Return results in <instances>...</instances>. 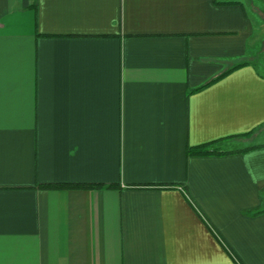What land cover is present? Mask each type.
Listing matches in <instances>:
<instances>
[{"label":"crops","instance_id":"1","mask_svg":"<svg viewBox=\"0 0 264 264\" xmlns=\"http://www.w3.org/2000/svg\"><path fill=\"white\" fill-rule=\"evenodd\" d=\"M217 1L0 0V264H264V0Z\"/></svg>","mask_w":264,"mask_h":264},{"label":"trees","instance_id":"2","mask_svg":"<svg viewBox=\"0 0 264 264\" xmlns=\"http://www.w3.org/2000/svg\"><path fill=\"white\" fill-rule=\"evenodd\" d=\"M217 4H225L224 2H219L216 0ZM228 3H233V2H228ZM259 58V56H258ZM256 58V59H258ZM257 65L258 61L256 60L255 62ZM251 65L249 62H243L238 64L237 66L233 67L232 69L226 70L222 74L218 75L217 77L209 80L207 83H205L203 86L195 89L192 91V93H196L199 91H202L215 83L219 82L220 80L224 79L227 77L229 74L234 72L235 70ZM260 128H256L252 132H249L247 134L243 135H237V136H231L228 138H224L221 140H218L216 142L200 145V146H194V147H188L187 148V155L188 156H194V157H211V156H216V157H222V156H227V155H233L237 153H245L250 150H253L256 148V146H249L246 148H232L228 149L226 148L229 143H233L234 141L242 140L244 138H250L255 135L259 131ZM43 188L45 189H94V188H100L102 185H93V184H45L42 185ZM264 213V210H257L255 214H261Z\"/></svg>","mask_w":264,"mask_h":264},{"label":"rangeland","instance_id":"3","mask_svg":"<svg viewBox=\"0 0 264 264\" xmlns=\"http://www.w3.org/2000/svg\"><path fill=\"white\" fill-rule=\"evenodd\" d=\"M258 64L264 69V50L261 53V55L259 56V58H258ZM257 142H259V140L257 138H252L249 141H240L239 144L238 143L234 144V148L242 147V146H245V145H248V144L257 143Z\"/></svg>","mask_w":264,"mask_h":264}]
</instances>
